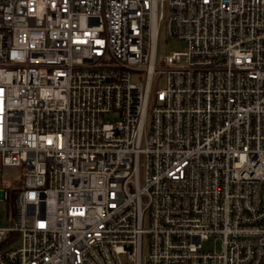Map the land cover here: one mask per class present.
<instances>
[{
  "label": "built area",
  "instance_id": "built-area-1",
  "mask_svg": "<svg viewBox=\"0 0 264 264\" xmlns=\"http://www.w3.org/2000/svg\"><path fill=\"white\" fill-rule=\"evenodd\" d=\"M7 169L0 264H264V0H0Z\"/></svg>",
  "mask_w": 264,
  "mask_h": 264
},
{
  "label": "rangeland",
  "instance_id": "rangeland-1",
  "mask_svg": "<svg viewBox=\"0 0 264 264\" xmlns=\"http://www.w3.org/2000/svg\"><path fill=\"white\" fill-rule=\"evenodd\" d=\"M183 49V44L176 39H166L161 32V36L158 44V54L161 57H165L172 52H179ZM164 87V80L156 81L154 84V89H162ZM106 120L114 122L116 120L115 115H110L106 117ZM20 172L16 169H7L0 173V187L6 185L8 188H15L19 186V183L13 182L15 178L20 177ZM9 211L6 204L0 203V226L8 227L9 222L7 220V215ZM147 222H145L144 227L147 228ZM209 244H204V248H208ZM149 251V239L147 236L143 237L142 240V255L147 257Z\"/></svg>",
  "mask_w": 264,
  "mask_h": 264
}]
</instances>
